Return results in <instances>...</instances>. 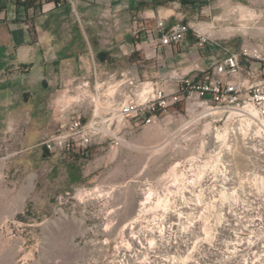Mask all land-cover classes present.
<instances>
[{
	"label": "rangeland",
	"instance_id": "1",
	"mask_svg": "<svg viewBox=\"0 0 264 264\" xmlns=\"http://www.w3.org/2000/svg\"><path fill=\"white\" fill-rule=\"evenodd\" d=\"M133 1L128 10L133 11V17L129 18L125 10L120 22L110 28L96 18L93 35L87 30L81 34L73 11L67 16L68 39L83 41V56L90 64L85 79L69 82L67 106L77 109L84 103L80 110L86 121L93 113L103 118L111 115L112 104L119 100L114 89L122 72L129 71L143 81L161 78L166 93L171 95L175 91L173 68L189 70L199 54L203 57L197 61L206 68L212 62L207 56L221 53V47L238 51L243 43L264 41V0H162L160 9L175 6V21L206 31L218 45L210 41L198 47L191 29L175 55L165 52L158 65L149 57V48L141 37L144 24L133 23L134 18L137 23L143 21L139 12L144 10L139 7L140 0ZM240 26H245L247 33L227 34L228 27ZM133 29L136 33H132ZM129 42L137 44L132 52ZM68 50L80 52L71 47ZM94 68L97 79L93 76ZM85 81L88 84L82 85ZM184 105L183 100L173 102L159 123L138 122L126 132L121 126L112 128L123 139L118 146L113 137L96 139L98 144L93 140V149L82 169L86 172L89 165L97 164L94 175L83 176L77 182L68 181L62 161L50 157L54 155L51 151L43 149L42 156L35 158L31 149L14 138L0 136V264H132L123 256L122 248L126 247L128 223L138 212L145 184L149 183L147 188L155 193L174 190L175 185L170 184L180 178L184 160L193 153V143L186 150L180 148L181 140L191 134L188 128L180 126L188 118ZM135 120L130 118L129 122ZM208 121L209 117L201 119L197 127L213 134L214 123L210 127ZM96 146L99 148L94 150ZM176 162L179 164L175 167ZM82 186L86 189H80ZM88 192L100 196L91 199L84 195ZM162 214L159 206L143 211L136 216L137 227L154 225Z\"/></svg>",
	"mask_w": 264,
	"mask_h": 264
},
{
	"label": "built area",
	"instance_id": "2",
	"mask_svg": "<svg viewBox=\"0 0 264 264\" xmlns=\"http://www.w3.org/2000/svg\"><path fill=\"white\" fill-rule=\"evenodd\" d=\"M70 4L79 19L75 0H70ZM191 29L198 47L210 41L218 45L196 26L181 20L169 22L162 17L156 20L144 42L153 50H177ZM202 57L199 54L198 58ZM207 57L212 62L206 68L198 58L192 60L187 71L173 68L175 91L171 95L166 93L161 78L143 81L129 71L122 72L114 89L119 100L112 104L110 116L103 118L93 113L86 121L82 112L77 111L40 145L51 152H75L86 149L95 139L113 137L118 146L123 139L112 128L127 127L130 118L145 125L159 123L173 102L183 100L184 115L188 118L180 126L188 128L191 134L181 140L183 145L179 147L186 150L193 143V153L184 160L180 178L170 184L175 185L174 190L162 189L157 193L169 200L167 206L173 213L181 204L189 207L198 202L211 206L207 217L216 229V237L196 254L193 264H264V233L260 232L264 228V189H257L258 181L252 180V173L264 177V41L243 43L238 51L221 47V53ZM86 84L88 81L82 82ZM206 117L210 127L214 123L213 134L197 127ZM223 131L224 139L215 137ZM223 142H231L229 153H222ZM239 183L254 185V192L235 195V184ZM211 191H218V197H223L222 205H215V198L204 201V194ZM163 215L165 212L154 225L132 231L145 228L144 232L155 234L166 222Z\"/></svg>",
	"mask_w": 264,
	"mask_h": 264
},
{
	"label": "crops",
	"instance_id": "3",
	"mask_svg": "<svg viewBox=\"0 0 264 264\" xmlns=\"http://www.w3.org/2000/svg\"><path fill=\"white\" fill-rule=\"evenodd\" d=\"M144 1H139V7L144 9L139 12L143 21L137 23L133 19L134 25L144 24L141 37L148 35L158 18L175 21V6L160 9L162 4L153 7ZM133 3V0H75L80 11L78 26L81 34L87 30L93 35L92 24L96 18L98 23L110 28L120 22L125 10L129 18L133 17V11H128ZM68 15H72L70 0L65 3L61 0L57 4L47 0L18 4L14 0H0V136L14 138L15 142L31 149L35 158L42 156L44 148L40 143L66 124L73 112L82 111L80 108L85 105L80 103L77 109H68L67 106L69 82L85 79L90 67L86 61L89 59L83 56V41L68 39ZM136 31L133 29L132 33ZM127 44L131 45L129 52L137 45L135 42ZM69 47L80 49V52L70 53ZM168 51L175 55V49L161 51L152 48L148 54L159 65L163 54ZM92 63L94 65L93 59ZM93 76L98 78L95 68ZM137 125V120L128 121L125 132ZM94 143L100 141L95 139ZM98 148L96 146L94 150ZM92 149L90 144L81 151L52 152L54 155L50 157H58L65 167L68 181L77 182L83 176L94 175L97 164L89 165L86 172L82 169Z\"/></svg>",
	"mask_w": 264,
	"mask_h": 264
},
{
	"label": "bare ground",
	"instance_id": "4",
	"mask_svg": "<svg viewBox=\"0 0 264 264\" xmlns=\"http://www.w3.org/2000/svg\"><path fill=\"white\" fill-rule=\"evenodd\" d=\"M202 30L204 31L205 29ZM236 31L246 32L247 30L245 26L238 28L228 27L226 29L229 35ZM97 100H100V98ZM225 136V131L215 134L218 139H224ZM225 143L223 142L222 145V153H229L231 151V142L229 144ZM138 149L141 150L142 147H138ZM177 164L176 162L174 166L176 167ZM252 180L258 181L257 189H264V177H261V173H252ZM246 192H254V185H247L246 183L235 184V195H245ZM142 194L140 207L137 209L138 212L135 213L131 223H128V227L131 230L127 239L125 238L126 247L122 248L124 251L123 256L127 257L132 264H193L196 254L205 245L214 242V237H216V229L213 228L211 220L207 217V213H211V206H203V204H198V202H194L189 207L181 204L179 209L173 213L167 206L169 200L162 197L161 194L155 193L148 188ZM84 195L91 199L100 196L97 192H88ZM211 198H215V205L223 204V197H218V191L204 194V201H211ZM153 206H159L164 210L165 215H163V218L166 219V222L161 225L155 234L148 231L147 233L144 232L145 228L142 231L139 229L132 231V229L137 228L135 225L136 216ZM126 224L124 226H127ZM193 225L195 227L192 228ZM197 227H199V230H197ZM260 232L264 233V228ZM131 256H134V258Z\"/></svg>",
	"mask_w": 264,
	"mask_h": 264
},
{
	"label": "trees",
	"instance_id": "5",
	"mask_svg": "<svg viewBox=\"0 0 264 264\" xmlns=\"http://www.w3.org/2000/svg\"><path fill=\"white\" fill-rule=\"evenodd\" d=\"M28 1H35V0H27V1H23V2L18 1V0H14V2H15L16 4H18V3H25V2H28ZM38 1H39V0H38ZM47 1H49V2H54L55 4H57V3H59L61 0H47ZM62 2L65 3L66 0H62ZM161 4H162V0H152L151 2H149V5H150V6H153V7H155V6H157V5H161ZM104 54H105V53H104ZM97 58H98L99 60H102L101 55H97Z\"/></svg>",
	"mask_w": 264,
	"mask_h": 264
}]
</instances>
